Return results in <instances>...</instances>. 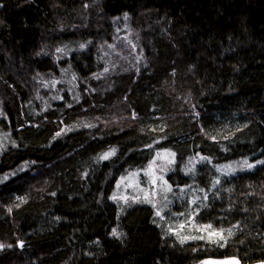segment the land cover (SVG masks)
Returning a JSON list of instances; mask_svg holds the SVG:
<instances>
[{
    "label": "trees",
    "instance_id": "obj_1",
    "mask_svg": "<svg viewBox=\"0 0 264 264\" xmlns=\"http://www.w3.org/2000/svg\"><path fill=\"white\" fill-rule=\"evenodd\" d=\"M165 150L221 241L111 200ZM223 259L264 262V0H0V264Z\"/></svg>",
    "mask_w": 264,
    "mask_h": 264
},
{
    "label": "rangeland",
    "instance_id": "obj_2",
    "mask_svg": "<svg viewBox=\"0 0 264 264\" xmlns=\"http://www.w3.org/2000/svg\"><path fill=\"white\" fill-rule=\"evenodd\" d=\"M127 33H130V30H127ZM132 46V50L135 51L137 47L134 45ZM203 162L210 163V160L203 156L193 158L189 162L188 167L184 170V173H188V171L192 170L197 164ZM174 164L175 157L171 152L167 150L160 152L151 159L146 167L136 169L130 174L121 177L116 184L111 200L118 203L120 209L121 205H126L128 202L141 201L152 205L158 217L168 219V221L171 220L172 223L175 224L174 228H171L173 229L171 233H175L173 236H175L178 241H180L179 233L181 234L183 230H187L188 233H185L183 239L195 237L197 239L203 238L212 242L221 241L226 233L225 231L216 230L210 224H201L195 220L194 214L198 210V205L196 207L194 206L193 211H190L188 217H180V215L183 214L182 208L184 206V201L193 206L195 203L197 204V200H195L194 197V189H181L182 186H172L168 182L166 176L169 174ZM249 165L250 164H221L216 165L215 169L219 175H230L237 173L241 169L249 170L253 167V164H251V167H249ZM256 165L257 164H254V166ZM175 189L178 191L172 192ZM187 195L190 197L187 198ZM185 208L189 207L185 205ZM207 261L209 260L200 264H204Z\"/></svg>",
    "mask_w": 264,
    "mask_h": 264
},
{
    "label": "water",
    "instance_id": "obj_3",
    "mask_svg": "<svg viewBox=\"0 0 264 264\" xmlns=\"http://www.w3.org/2000/svg\"><path fill=\"white\" fill-rule=\"evenodd\" d=\"M204 264H242L235 259H223V260H209ZM244 264H264V262H253V263H244Z\"/></svg>",
    "mask_w": 264,
    "mask_h": 264
},
{
    "label": "snow or ice",
    "instance_id": "obj_4",
    "mask_svg": "<svg viewBox=\"0 0 264 264\" xmlns=\"http://www.w3.org/2000/svg\"><path fill=\"white\" fill-rule=\"evenodd\" d=\"M57 135H60V133H57ZM114 154V150L108 153H105L103 156L100 157V159H108L109 156ZM251 167V165H249Z\"/></svg>",
    "mask_w": 264,
    "mask_h": 264
}]
</instances>
